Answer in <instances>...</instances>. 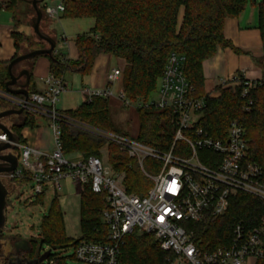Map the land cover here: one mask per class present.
<instances>
[{
    "label": "trees",
    "instance_id": "1",
    "mask_svg": "<svg viewBox=\"0 0 264 264\" xmlns=\"http://www.w3.org/2000/svg\"><path fill=\"white\" fill-rule=\"evenodd\" d=\"M18 0H8L5 8L12 14L15 26H20L15 13ZM22 3L29 4L26 0ZM254 0H63L62 18L90 19L93 27L88 33L77 35L74 44L78 53L76 61H61L54 56L50 59V73L63 78L66 72L88 75L95 58L106 54L125 61L120 79L121 91L129 102L146 101L157 90L167 59L171 53L185 58L183 73L197 98H207L206 108L198 127L210 137L222 140L232 121L238 122L244 129L248 140V160L260 167L261 182L264 184V79L247 81L241 78L242 85L236 88L217 87L218 97L209 99L205 90L203 62L214 57L218 49L233 46L223 35V25L227 18H236L247 4ZM183 7V17L177 28L179 9ZM258 23L263 56L258 62L264 65V0L257 5ZM34 12V10L32 9ZM49 23L50 19L43 18ZM51 35V34H49ZM15 58L26 50L43 49V43L32 42V37L12 33ZM47 57V56H42ZM13 58V59H15ZM48 58V57H47ZM12 59V60H13ZM36 59V58H35ZM11 60V61H12ZM34 60V59H33ZM10 61V62H11ZM32 61V60H31ZM0 63V94H7L5 84L9 80V63ZM30 73V72H29ZM31 79V74H30ZM245 82H250L245 97H242ZM21 98L20 95H12ZM249 105V110L244 109ZM9 107L0 96V112ZM108 99L91 97L74 111L60 112V141L65 154L78 153L84 158L98 157L103 147L108 151V164L114 172L123 173V186L127 193L143 197L151 183L141 174L135 160L120 151L115 144L96 135L95 131L117 133L129 136L117 130L111 121ZM17 123L11 125L12 131L19 137L24 128H35V116L25 111L16 117ZM138 132L135 139L146 146L161 152H168L173 140L169 111L138 109ZM181 150L173 154L182 156ZM150 161L151 167L158 162ZM21 183L20 180L16 181ZM44 195L36 196V204H42ZM80 196V227L82 238L69 241L64 236L62 214L53 202L47 216L41 221L40 239L37 252L32 248L31 256L38 259L43 245L56 250L64 247L74 248L85 240L105 243L106 226L102 222L101 211L106 208L104 194H93L89 186H84ZM264 214V202L246 194H238L230 200L229 207L222 217L204 223H188L194 240L203 253L226 248L232 237L234 224L241 222L247 229L258 224ZM36 256V257H35ZM171 255L162 252L150 234H138L133 231L124 238L120 248L119 264H169ZM54 260L52 253L47 261ZM56 264H64L55 259ZM255 264H264L261 260Z\"/></svg>",
    "mask_w": 264,
    "mask_h": 264
},
{
    "label": "built area",
    "instance_id": "2",
    "mask_svg": "<svg viewBox=\"0 0 264 264\" xmlns=\"http://www.w3.org/2000/svg\"><path fill=\"white\" fill-rule=\"evenodd\" d=\"M58 1L54 8L42 7L47 19H58L64 12L63 0ZM184 63L183 56L171 53L155 93L156 99L137 104L138 109L171 113L173 140L170 151L161 152L139 143L135 137L95 131L97 136L115 144L128 158L135 160L143 176L152 181L143 197L127 193L123 186L124 174L114 172L101 158L86 159L81 155L76 159L67 158L62 150L58 123L59 99L66 92L63 78L49 73L43 78L45 90L29 93L25 105L23 97L0 94L9 105L7 109H21L24 105V112L47 119L53 134L50 152L35 149L21 135L22 142L18 137L12 150L1 152L17 159L13 172L0 174L6 188L10 184L16 189L15 183L20 180L21 184H32L36 197L44 195L49 186L54 192L60 191L61 182L69 180L79 190L89 186L93 194L105 196L106 208L101 211V217L106 226L107 242H79L72 252L75 260L86 264H119L124 238L137 231L152 235L159 249L174 257L172 261L167 258L169 264H255L259 260L264 263V214L251 229L241 222L234 224L229 245L209 253L198 248L193 232L188 229V223H204L225 215L230 200L238 194L264 202V184L260 167L248 160V140L238 122L229 124L222 140L210 137L198 127L207 98L193 95L183 73ZM121 76V68L112 70L108 76L109 86L86 91L88 100L91 97L111 99L114 96L112 86L120 82ZM241 78L239 75L224 78L218 87H239ZM244 84L242 97L250 87V82ZM118 95L125 105H130L121 90ZM216 97L217 92L208 96L209 99ZM250 104L244 107L246 111ZM4 125L14 133L10 125ZM8 141L6 134L0 131V143ZM178 144L185 146L183 156L173 154ZM147 159L160 164L157 175L145 171L143 164ZM46 264H56V261L49 260Z\"/></svg>",
    "mask_w": 264,
    "mask_h": 264
},
{
    "label": "crops",
    "instance_id": "3",
    "mask_svg": "<svg viewBox=\"0 0 264 264\" xmlns=\"http://www.w3.org/2000/svg\"><path fill=\"white\" fill-rule=\"evenodd\" d=\"M6 1L7 0H0V63H8L15 58L12 33L28 34L25 26H15L12 14L5 8ZM44 5L47 4L43 2L41 4V9ZM257 11L256 2L255 4L249 3L236 18L225 19L223 35L225 39L231 43L234 50L230 48L218 49L214 57L203 62L202 69L207 93L216 94V88L220 81L235 75H239L250 82L264 79V65L258 64L263 56V48L260 32L257 27ZM183 12L184 9L181 7L178 11L177 28L181 25ZM60 18H62V14L57 19L60 25H62L63 22H68L67 20H60ZM51 23L52 22L46 24V30L56 40V47L53 55L61 61H76L78 59V53L74 44V38L77 35L85 33L73 34L69 38L65 30L67 25L63 24L65 29L62 26L63 33L59 38L58 34L50 29ZM90 27H93V20ZM25 53L23 52L20 55ZM125 65V61L122 59L100 54L95 58L93 67L88 75L79 76L76 73L66 72L63 76L66 83V92L62 104L58 106L59 111L66 112L78 109L88 100L86 91L100 90L109 86L108 76L111 71L116 68L123 69ZM20 68L21 70H28L31 74L28 87L29 93H39L45 90L43 78L50 73L49 58L41 56L32 61L24 62L15 68L16 74L21 71ZM115 86L119 89L120 84L116 83L112 86V89ZM117 91L119 94V90ZM108 102L109 105L112 104L113 107L117 105L118 108L123 104L121 100L116 101L114 99H109ZM14 117L16 118L18 116L13 115L3 119V124L8 125L4 123V121ZM40 118L45 123L44 128L40 129L37 126V118L35 117L36 127L32 129L24 128L20 131V135L35 149L50 152L53 147V134L49 127L48 120L43 117ZM137 130L134 134L137 133ZM134 134L132 137H135ZM79 192L80 190L77 189L76 193L79 194Z\"/></svg>",
    "mask_w": 264,
    "mask_h": 264
},
{
    "label": "rangeland",
    "instance_id": "4",
    "mask_svg": "<svg viewBox=\"0 0 264 264\" xmlns=\"http://www.w3.org/2000/svg\"><path fill=\"white\" fill-rule=\"evenodd\" d=\"M26 1L29 2L31 0H26ZM254 1L256 2V5L261 3V0H254ZM44 3H46L47 6L54 8L59 4V1L45 0ZM15 9H16L15 13L18 22L20 23V25L25 26L28 31V34L26 35L22 34V35L25 37H32V42L39 43L40 41L33 34V31L31 29V18L35 16V13L32 11L31 5L22 3L20 0H18L15 4ZM61 19L68 21V22H63V24L67 25L66 29L65 26H63V24L62 25L59 24L57 19H53L51 21L52 23L50 26V29L52 31H55L58 34L59 38L63 33L62 26L66 30V35L69 36L70 38V36L73 34L76 35L78 33L80 34V33L88 32L89 29L91 28L90 26L92 25V20L90 19L60 18V20ZM40 27L42 32L49 34V32L46 30V22H42ZM43 47L44 48L46 47L44 43H43ZM36 49L39 48H34L33 50ZM29 51L32 50H26L25 52L27 53ZM76 74L81 76L78 73ZM112 90L114 96L111 97V100L114 99L116 101H120V97L118 95L117 90H119L120 92L121 86H119V89H117V86H115ZM155 93L156 91L153 92L151 97L149 98L151 101L156 99ZM64 96L65 93L61 95L58 106L62 104V100L64 99ZM139 102L140 101L130 102V103L128 102L130 104L128 106L123 103L120 106V108H118L117 105L114 107L112 104L109 105L110 117L113 126L117 130L123 131L124 133L126 132L128 135H130V137H132V135L136 132L138 128L137 104ZM36 118H37L36 119L37 126L40 129L44 128L45 123L41 120L40 117H36ZM17 120L18 119L14 117L5 120L4 123H7L8 125L11 126L13 123H17ZM46 130L48 131L47 128ZM136 134L134 135L136 136ZM49 145H50V140H49ZM176 148L181 150L180 152L183 156L184 154L183 151H185V146L182 144H178L176 145V147H174L173 150H175ZM79 155L80 154L78 153H72V154H68L67 158L76 159L79 157ZM100 158L101 160H103V162L108 164V151L106 149V146L101 149ZM147 164L150 165V161H147L145 162V164H143L145 171H148L152 175H157L160 170V165H158V167H154V168L151 167L149 169ZM143 177L145 178V176ZM145 179L149 181L152 186V181L148 178ZM15 184L17 186L16 189L15 186H12L10 184H9L10 186L9 185L7 186V190L10 191V193L6 199L7 200V207L5 211L6 226L1 233L3 235L2 236L0 235V243L2 245V248L0 250V256L7 255L9 252H11L12 249L10 244L12 242L20 241V240L29 241L30 246L33 248L36 255L37 252L36 243L39 242L41 235L40 234L41 221L45 216L48 215L53 202L57 204L62 214L63 232L66 239L69 241H76L82 238L83 234L80 227V196L78 193H76L78 188L71 181L69 180L62 181L61 182L62 188L60 191L57 192H54L53 187L49 186V189L43 196L44 198L42 204H36L35 201L36 198L31 188L32 184L23 183V182L22 184L21 183L19 184L15 183ZM137 233L142 234V232H137ZM48 249L49 247L43 245L40 254L44 253ZM72 252H73L72 247H64V248L62 247L56 251H53L52 255L54 256V260L61 259L64 262V264H86L84 262L75 260L72 257Z\"/></svg>",
    "mask_w": 264,
    "mask_h": 264
},
{
    "label": "water",
    "instance_id": "5",
    "mask_svg": "<svg viewBox=\"0 0 264 264\" xmlns=\"http://www.w3.org/2000/svg\"><path fill=\"white\" fill-rule=\"evenodd\" d=\"M44 0H31L28 3L31 5L34 10L35 16L31 18V29L33 34L37 37L40 42H43L46 47L43 49H36L29 51L25 54L17 56L13 59L8 67L9 80L5 84V91L8 95H20L25 99L24 105L29 96L28 87L30 84V73L26 69H22L17 74L15 73V68L21 65L24 62L31 61L35 58L41 56H47L51 61L54 60V49L56 47V40L54 37L50 36L47 33L41 31V23L43 21L44 14L41 9V4ZM24 80V81H23ZM22 106L21 109L10 108L0 112V131L6 134L9 141L8 143H0V174L11 173L17 167V159L11 154L2 155L1 152L6 150H12L15 143L18 141V136L12 133L4 124L3 119L10 116L16 115L20 116L24 110ZM9 192L7 191L6 186L0 179V234L6 226V216L5 211L7 207V196ZM18 243H27L26 240H20ZM2 245L0 243V250ZM56 251L55 247L49 248L47 251L42 253L38 259L28 261L26 264H43L50 256V254ZM8 264H16L14 262H9ZM17 264H20L17 263Z\"/></svg>",
    "mask_w": 264,
    "mask_h": 264
},
{
    "label": "flooded vegetation",
    "instance_id": "6",
    "mask_svg": "<svg viewBox=\"0 0 264 264\" xmlns=\"http://www.w3.org/2000/svg\"><path fill=\"white\" fill-rule=\"evenodd\" d=\"M1 236L3 234H0ZM12 251L7 255L0 256V264H8L10 261L14 263L26 264L28 261L33 260L34 256H31L32 247L29 241L27 243H18V241L12 242ZM41 250L38 252L40 254ZM36 257V256H35Z\"/></svg>",
    "mask_w": 264,
    "mask_h": 264
}]
</instances>
